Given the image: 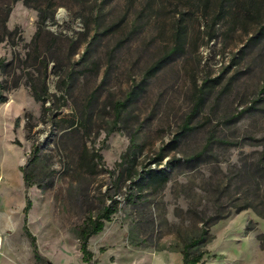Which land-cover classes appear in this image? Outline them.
<instances>
[{
	"label": "rangeland",
	"instance_id": "obj_1",
	"mask_svg": "<svg viewBox=\"0 0 264 264\" xmlns=\"http://www.w3.org/2000/svg\"><path fill=\"white\" fill-rule=\"evenodd\" d=\"M38 21L36 10L15 3L7 26L18 33L0 44V59L8 64L0 72L8 97L0 105V264H87L80 227L110 198L119 202V211L89 241L95 264H183L185 245L200 237L204 264H264V52L235 63L247 40L236 33L227 47L220 38L187 54L148 79L107 137L115 102L158 58L156 44L148 37L144 50L139 43L126 45L113 68L119 77L105 84L92 69H77L85 41L78 54L63 52L61 60L76 64L81 78L65 99L54 62L45 73L49 39H41L38 52L32 43ZM56 21L47 28L70 36L84 30L62 6ZM105 47L99 52L102 64L109 60ZM206 81L214 87L194 114ZM32 84L49 88L44 106L35 100ZM92 97L89 115L76 123L75 114ZM30 163L35 184L28 191L27 225L43 262L23 228L20 168ZM161 170L166 181L152 177Z\"/></svg>",
	"mask_w": 264,
	"mask_h": 264
},
{
	"label": "trees",
	"instance_id": "obj_2",
	"mask_svg": "<svg viewBox=\"0 0 264 264\" xmlns=\"http://www.w3.org/2000/svg\"><path fill=\"white\" fill-rule=\"evenodd\" d=\"M19 1L38 13V29L32 43L36 47L35 51L38 52L43 41L41 39H49L44 41L46 42L45 61H43L45 73L47 75L50 62H54V73L62 79L59 88L65 99L72 95L81 78L74 72L76 64L67 66L61 60L59 55L63 52H68L72 57L80 52L82 44L87 43L77 69L83 71L92 69L93 76L95 78L100 76L101 83L105 84L119 77L113 68L120 64L126 45L139 43L144 50L148 45V37L151 39V45L156 44L154 52L158 54V58L146 68L141 81L138 84L134 83L123 99L115 102L113 108L116 119L107 137L117 130L123 112L145 91L148 79L155 77L187 54L198 53L200 48L209 46L220 38L227 47V40L236 33L245 36L247 40L242 48V55L234 59L235 63L244 61L256 51L261 55L264 52V0H116L114 5L108 4L114 0H0V44L9 41V38L18 33L17 29L9 30L7 23L13 5ZM61 6L69 10L75 19L81 20L83 31L70 36L63 31L54 32L47 28V22L57 24L56 14ZM57 43L62 45L55 47ZM65 43H68L67 47L63 45ZM102 47L106 48L109 58L107 64H102L99 56ZM105 65L106 67L103 68ZM7 66L8 64L0 59V72H5ZM134 71V67L128 69L129 78L132 79ZM42 85L39 89L32 84L31 88L35 100L44 106L50 94L46 84ZM213 87L208 81L204 82V89L201 90L196 101L194 114L204 105ZM6 91L5 82L0 80V105L8 102ZM94 101L95 97H92L89 106L75 114L76 123L80 122L78 119L89 115V109ZM87 121L82 122V125L85 123L87 126ZM186 130H189L188 127L184 128V134L187 133ZM134 143L132 137L130 149L133 148ZM38 153H40L39 147L34 150L33 156H37ZM98 159L103 161L102 155L99 154ZM30 165L31 163L20 168L26 193L23 228L31 241L36 259L43 262L45 258L39 251L37 238L27 225L32 208L28 191L35 184L32 171L28 170ZM166 175L167 172L161 170L159 173H153L152 177L166 181ZM110 200L111 203L97 216H89L80 227V249L87 264H95L94 253L89 249L90 239L101 233L105 229L106 222L111 221L113 215L119 211V202L114 198ZM202 242L203 238L200 237L185 245L182 252L183 264H204L205 252L200 251L199 248Z\"/></svg>",
	"mask_w": 264,
	"mask_h": 264
},
{
	"label": "bare ground",
	"instance_id": "obj_3",
	"mask_svg": "<svg viewBox=\"0 0 264 264\" xmlns=\"http://www.w3.org/2000/svg\"><path fill=\"white\" fill-rule=\"evenodd\" d=\"M0 247H1V241H0Z\"/></svg>",
	"mask_w": 264,
	"mask_h": 264
},
{
	"label": "water",
	"instance_id": "obj_4",
	"mask_svg": "<svg viewBox=\"0 0 264 264\" xmlns=\"http://www.w3.org/2000/svg\"><path fill=\"white\" fill-rule=\"evenodd\" d=\"M57 18H60V16H57Z\"/></svg>",
	"mask_w": 264,
	"mask_h": 264
}]
</instances>
